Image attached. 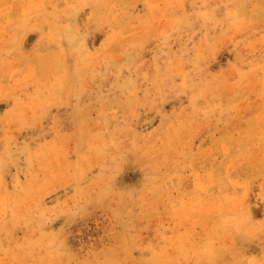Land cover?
I'll list each match as a JSON object with an SVG mask.
<instances>
[{
	"label": "rangeland",
	"instance_id": "obj_1",
	"mask_svg": "<svg viewBox=\"0 0 264 264\" xmlns=\"http://www.w3.org/2000/svg\"><path fill=\"white\" fill-rule=\"evenodd\" d=\"M0 264H264V0H0Z\"/></svg>",
	"mask_w": 264,
	"mask_h": 264
}]
</instances>
